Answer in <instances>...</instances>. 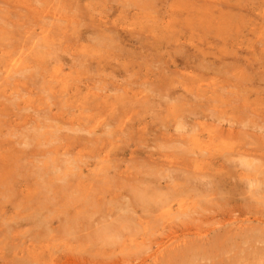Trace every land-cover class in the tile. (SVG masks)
Masks as SVG:
<instances>
[{
	"label": "rangeland",
	"instance_id": "1",
	"mask_svg": "<svg viewBox=\"0 0 264 264\" xmlns=\"http://www.w3.org/2000/svg\"><path fill=\"white\" fill-rule=\"evenodd\" d=\"M66 256L264 264V0H0V264Z\"/></svg>",
	"mask_w": 264,
	"mask_h": 264
},
{
	"label": "bare ground",
	"instance_id": "2",
	"mask_svg": "<svg viewBox=\"0 0 264 264\" xmlns=\"http://www.w3.org/2000/svg\"><path fill=\"white\" fill-rule=\"evenodd\" d=\"M176 3H177V1H176ZM148 6L150 7V5L148 4ZM234 6V5H233ZM231 8V7H230ZM229 8V9H230ZM237 8V7H236ZM203 13V12H202ZM219 14L221 15V16H224V12H221V10H219ZM234 14V13H233ZM232 16V15H231ZM234 16V15H233ZM226 20H227V17H224ZM236 18V17H235ZM233 19V18H232ZM56 20H58V21H60V22H63V20L62 19H56ZM55 19H53V21H52V23L51 24H53V26L55 25L53 22L54 21H56ZM51 24H49V26L51 25ZM7 25H8V23H7ZM50 33V31L48 32V34ZM48 34L46 35V37L48 36ZM230 86V85H229ZM223 88V87H222ZM2 117H5V116H2ZM131 119V118H130ZM126 123V122H125ZM106 125V127H107V123L105 124ZM104 125V126H105ZM71 126V125H70ZM73 126V125H72ZM56 127V126H55ZM124 127H126V126H124ZM39 128V127H38ZM54 128V127H53ZM68 128H70V127H68ZM67 128V129H68ZM81 128V127H80ZM40 129V128H39ZM78 129V128H77ZM73 130V129H72ZM86 131L85 129H80V130H78V132L79 131ZM87 133V132H86ZM47 134H49V133H47ZM53 135V134H52ZM52 135L50 134V136H51V138H53L52 137ZM74 140V139H73ZM257 167V166H256ZM104 231H105V229H104ZM102 235H103V233H101ZM104 238V237H103ZM159 246H160V244H159ZM72 257H65V258H63V259H61L60 261H58L57 263H55L54 262V259L53 260H51V262H50V264H85L84 263V261H83V259L81 260V259H76V260H72L71 259ZM37 260H39V258L37 257ZM37 260H36V262H37ZM81 260V261H80ZM32 263H35V261L34 262H32ZM31 264V263H30ZM40 264H42V262H40ZM113 264V263H112ZM116 264V263H115Z\"/></svg>",
	"mask_w": 264,
	"mask_h": 264
}]
</instances>
